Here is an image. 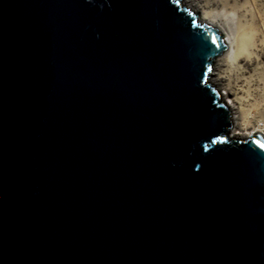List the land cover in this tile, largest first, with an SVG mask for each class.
<instances>
[{"label": "water", "instance_id": "obj_1", "mask_svg": "<svg viewBox=\"0 0 264 264\" xmlns=\"http://www.w3.org/2000/svg\"><path fill=\"white\" fill-rule=\"evenodd\" d=\"M182 0H0V264H264V135Z\"/></svg>", "mask_w": 264, "mask_h": 264}, {"label": "bare ground", "instance_id": "obj_2", "mask_svg": "<svg viewBox=\"0 0 264 264\" xmlns=\"http://www.w3.org/2000/svg\"><path fill=\"white\" fill-rule=\"evenodd\" d=\"M185 6L192 10L200 12L199 20L201 22H207L216 26L222 33L226 49L224 54L216 56L214 66H225L224 70L213 73L214 67L211 68L209 79L216 87L227 86L225 80L229 77V71L234 68L241 70L243 65L239 62L241 60H250L251 55L257 57V51L255 45L258 46L262 43L264 48V18L256 5V0H249L250 6H240L229 9L232 11L226 12L223 9L216 11L213 8L214 3L210 0H183ZM223 10V11H222ZM258 60V58H256ZM261 64L258 63L259 68ZM227 76V77H226ZM226 93V92H225ZM225 93H221L225 95ZM227 105V104H226ZM230 113L231 122L234 124L235 116H233L231 108L227 105ZM232 124V125H233ZM229 133V132H228ZM262 134V133H261ZM233 135H236L233 133ZM231 137V136H230ZM236 137H240L237 136ZM244 139V138H239Z\"/></svg>", "mask_w": 264, "mask_h": 264}, {"label": "rangeland", "instance_id": "obj_3", "mask_svg": "<svg viewBox=\"0 0 264 264\" xmlns=\"http://www.w3.org/2000/svg\"><path fill=\"white\" fill-rule=\"evenodd\" d=\"M210 1L214 3L213 8L216 11L223 9L230 13L232 11L229 7L240 6L243 8L251 4L249 0ZM182 2L184 3L183 0ZM255 3L264 18V0H256ZM193 11L197 12L199 16L200 12L197 10ZM254 48L258 56L251 55L250 60H241L239 63L243 65V68L241 70L234 68L232 71H229V77L226 76L227 80H225V83L227 86H221L223 89L216 87L222 94L226 92L225 95L221 94V98L230 106L232 114L235 116L234 124L231 123L229 130V135L233 138L236 135L240 136L238 138H247L254 133H262L264 135V48H262V43L259 46L256 44ZM224 53L225 50L221 54ZM258 63L261 64L260 68ZM213 67V73L225 68V66L215 68L214 61L212 63ZM233 133L236 135H233Z\"/></svg>", "mask_w": 264, "mask_h": 264}]
</instances>
